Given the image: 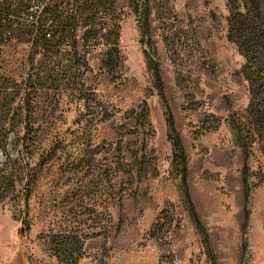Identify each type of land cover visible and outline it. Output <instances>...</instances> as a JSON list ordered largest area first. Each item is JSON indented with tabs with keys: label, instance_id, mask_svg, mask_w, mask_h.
I'll list each match as a JSON object with an SVG mask.
<instances>
[{
	"label": "rangeland",
	"instance_id": "374dc122",
	"mask_svg": "<svg viewBox=\"0 0 264 264\" xmlns=\"http://www.w3.org/2000/svg\"><path fill=\"white\" fill-rule=\"evenodd\" d=\"M29 6L0 0V264H67L54 237L79 230L103 234L76 264H264V142L247 160L251 93L227 0L49 1V46L73 63L59 75L41 71L53 61L33 47Z\"/></svg>",
	"mask_w": 264,
	"mask_h": 264
},
{
	"label": "trees",
	"instance_id": "16d2710c",
	"mask_svg": "<svg viewBox=\"0 0 264 264\" xmlns=\"http://www.w3.org/2000/svg\"><path fill=\"white\" fill-rule=\"evenodd\" d=\"M49 1L53 0H48L46 4H44L42 10L38 13V15H36L35 21H33L37 28V34L34 38L33 47L36 50L38 49V47H40L41 52H43L45 56H48V58L53 61V66L51 68L47 66L49 64L42 63L41 67L43 69L41 68V71H47L49 69V71L51 72L57 71V75L60 74V70H63V72L65 73H70L73 70V63L70 62V65L63 64L64 54L62 53L61 48L57 46H55V48H51L48 43L49 40L52 39V37L55 38L54 19H52L51 16L47 15V6L49 4ZM38 2L44 3L43 0H31V3L33 4ZM30 7L32 6H29L28 8ZM227 7L229 10V38L235 44H237L239 51L245 58V63L242 67V71L243 75L249 83V90L251 93V100L246 110V119L239 123V134L242 142L244 143V148L247 151L246 159L248 160L250 156L249 148H251L252 142L254 144H256V142H264V0H227ZM7 15L8 12L5 13V9L0 10V20L5 18ZM27 15H29V12ZM72 20L73 19L71 16H65L62 22L68 29L74 31V28L71 26ZM8 24L10 26L16 25V28H19L21 26V22L11 19H8ZM97 25L96 29L98 31H103V29H98ZM39 35L42 36V38H39ZM40 74L41 73H38V79L43 78V76H41ZM48 77L51 76L48 75ZM157 77L159 76L157 75ZM29 96L30 95L28 93H24L21 96V100H23L24 103L27 104V108L21 106V110H27V115H30L32 105V98H30ZM168 123L169 125H172V136H169V138L172 140L174 146V160L182 157L183 159L181 161L184 164L185 155L183 144L181 142V139L177 135L174 137V133L176 132L174 130L173 121L170 123L169 120ZM7 129L8 128L6 124H0V130L2 132L6 131ZM24 129L26 130V133L22 138L23 142L25 143V145L27 144L29 146H33L34 141L37 137L36 135L38 128L35 124H31V122L26 121ZM6 144L7 142L5 141V137L0 135V147H3L5 149ZM9 164L10 159L6 162V164L2 166L3 175L0 178V195H5V193H7V189L10 187L9 178L7 176L8 174L6 173ZM245 168H249V164L246 160ZM186 170L187 168H183L184 172ZM29 188L28 192H30ZM27 199L28 197H26L25 200ZM87 210L90 211L89 209ZM92 212L95 213L96 210H92ZM99 219L97 218L92 221L99 224L101 223V220ZM88 221L89 219L87 218L79 220L77 222L79 224H84L88 223ZM79 234L80 230L70 231V233L66 235L61 234L55 236L54 240L57 244L54 247L53 254L57 255L59 260H61L62 262H65L67 264H76L83 255L82 249L85 239L92 236H99L103 233H89L84 235Z\"/></svg>",
	"mask_w": 264,
	"mask_h": 264
},
{
	"label": "built area",
	"instance_id": "2783aa9c",
	"mask_svg": "<svg viewBox=\"0 0 264 264\" xmlns=\"http://www.w3.org/2000/svg\"><path fill=\"white\" fill-rule=\"evenodd\" d=\"M47 2V1H46ZM46 2L44 3H35L33 4L31 8V12H29L28 18L31 19L32 21H35L36 19V15H38V13L42 10V8L44 7V4H46ZM98 29H103L104 31L106 30L105 28H102L101 25H97Z\"/></svg>",
	"mask_w": 264,
	"mask_h": 264
},
{
	"label": "water",
	"instance_id": "95a60500",
	"mask_svg": "<svg viewBox=\"0 0 264 264\" xmlns=\"http://www.w3.org/2000/svg\"><path fill=\"white\" fill-rule=\"evenodd\" d=\"M153 103H154V104L157 103V97H154V99H153ZM0 153H1V152H0ZM1 155H2V153H1Z\"/></svg>",
	"mask_w": 264,
	"mask_h": 264
},
{
	"label": "bare ground",
	"instance_id": "6f19581e",
	"mask_svg": "<svg viewBox=\"0 0 264 264\" xmlns=\"http://www.w3.org/2000/svg\"><path fill=\"white\" fill-rule=\"evenodd\" d=\"M0 157H2L1 153H0Z\"/></svg>",
	"mask_w": 264,
	"mask_h": 264
}]
</instances>
